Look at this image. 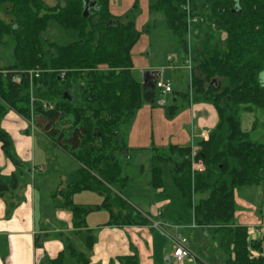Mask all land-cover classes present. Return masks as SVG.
Listing matches in <instances>:
<instances>
[{
	"label": "trees",
	"instance_id": "16d2710c",
	"mask_svg": "<svg viewBox=\"0 0 264 264\" xmlns=\"http://www.w3.org/2000/svg\"><path fill=\"white\" fill-rule=\"evenodd\" d=\"M95 3L85 17V0H58L55 6L45 0H0V12L10 18H0V44L5 37L13 44L12 62L0 66V119L9 110L33 119L80 163L52 197L59 208L72 211L89 250L95 237L84 230L89 208L73 201L78 192L104 195L101 207L115 224L148 223L122 194L131 177L120 155L129 150L124 131L143 102L155 99V90L133 75L132 51L142 33L136 19L115 14L110 0ZM137 9L138 4L132 8ZM148 12L164 14L183 59L188 53L193 59V91L174 90V102L181 94L191 104L209 103L219 117L209 138L196 142L203 171L192 169V145L171 143L154 153L149 184L157 190L155 202H165L160 215L174 224L207 228L226 253V264H264V235L253 238L235 219L236 190L264 182V141L252 139L240 116L255 109L264 114V0H153ZM32 69L43 71L32 77ZM177 107H169L171 118ZM0 140L4 155L20 169L4 129ZM19 185L18 173H0V196ZM69 252L89 264L84 251L73 246ZM62 259L61 254L51 263Z\"/></svg>",
	"mask_w": 264,
	"mask_h": 264
},
{
	"label": "crops",
	"instance_id": "0c3cea01",
	"mask_svg": "<svg viewBox=\"0 0 264 264\" xmlns=\"http://www.w3.org/2000/svg\"><path fill=\"white\" fill-rule=\"evenodd\" d=\"M119 8L124 11L123 7ZM114 13L124 14V12ZM184 65L185 61L179 57L177 69L185 68ZM152 69L154 68L149 70ZM190 106L191 115H187L181 124L176 123V128L172 129L175 133L173 135L176 138V144L182 146L192 145L197 142L195 140L197 138L204 139L203 133H209L219 120L216 108L209 103H190ZM17 115L23 118L18 113ZM137 123L138 121L134 126L132 125L128 143L140 141L142 138L143 129L140 130ZM3 125L15 132L19 152L31 147L32 138L28 137V133L24 131V123L12 125L7 122L6 118ZM51 143L58 146L52 141ZM1 149L2 144L0 143V173L4 175H11L13 172L23 173L7 159ZM32 159L35 164L31 175H34V169L38 168V165H36V157L33 156ZM50 162H47L48 167ZM44 167L47 168V165ZM69 174L68 179L73 173ZM54 192L40 191L37 196L34 186L20 190L19 185L16 190L0 196V264H52V260L61 254L64 259L56 264H80L69 252L73 246L86 253L89 264H174L173 260L170 263L168 259H172L175 244L166 233L174 237L182 234L187 238L188 246L195 255V259L186 258L182 264H213L214 257L201 251L204 247L200 240L210 236L211 232L196 224L178 225L165 221L160 215L165 202L156 203L154 201L142 210L135 209L148 219L146 224L118 225L112 222L111 212L101 207L104 203V195L94 191H87L93 194H85L89 200L80 204L89 208L86 217L87 228L84 230L91 231L95 237L94 245L89 250L85 243L87 234L79 233L81 229L75 228L74 216L70 209L69 211L68 208L63 209L56 205L52 197ZM82 193L86 191L76 193L73 201L80 203L79 197ZM235 195L238 204L235 218L237 224L250 229L259 228L257 233L250 232V234L255 239L261 238L264 235V208H261V212L257 210L253 200L248 197L250 192H241L238 188ZM48 213H51V218L47 217ZM154 223H159L162 228H155ZM214 243L215 247L220 249L221 255L225 256L226 253L216 239Z\"/></svg>",
	"mask_w": 264,
	"mask_h": 264
},
{
	"label": "rangeland",
	"instance_id": "374dc122",
	"mask_svg": "<svg viewBox=\"0 0 264 264\" xmlns=\"http://www.w3.org/2000/svg\"><path fill=\"white\" fill-rule=\"evenodd\" d=\"M45 1L49 6H55L58 3V0ZM151 1L153 0H111V9L114 12L131 13L138 23L139 30L142 32L139 42L134 46L132 51L135 64L133 75L137 80L142 81L143 72L154 68L161 71L160 79L164 82H170L176 92L188 90L191 92L193 91L191 72L186 67L181 69L175 68L179 57L185 58L181 45L166 26L164 14L155 12L150 14L148 12V6ZM90 4V8L95 7V0H91ZM136 4H138V9L134 11L132 8ZM119 7H123L124 11ZM189 17H192V14H189ZM0 18L6 21L10 20L3 9L0 12ZM154 19L157 21L155 22ZM53 33L56 34L55 31H52ZM12 52L13 44L10 37H5L4 43L0 44V66L9 65L12 62ZM170 55L175 57L172 61L168 59ZM188 58L189 53L187 55ZM32 70L36 71L35 69ZM42 71L40 70L39 74ZM74 92L77 104H80V101L78 102L79 94L77 93V89ZM175 95V93L163 94L159 89H155L154 103L144 101L141 109L132 121L133 126L138 121L137 127L140 130L143 129L142 138L137 142L130 141L128 143V152L121 154L120 159L123 163L125 174L131 177L130 183L121 191L125 198L129 200L128 202L133 204L134 209L138 208L142 210L146 205L155 201V189L149 184L152 177L151 159L157 150L166 148L171 143L176 144V138L173 135L175 133L172 132V129L176 128V123L181 124L187 115H191L190 103L181 94H177L178 100L174 102ZM174 103L178 107L174 117L171 118L168 112L169 107ZM240 116L243 129L250 132L252 139L263 142L264 127L262 126L264 114L262 111L258 109H255L254 112L243 111ZM6 118L7 122H10L12 125L25 124L24 131L28 133V137L32 138L31 147L23 152L17 150L18 138L15 132L3 125ZM23 118L19 117L15 111L9 110L0 119V129L8 131L12 141L14 157L22 164L20 169L23 173H19L20 190L34 186L37 196L40 194V191L52 193V191L60 188L63 182L67 181L69 173H75L80 169L81 165L73 155L61 147L52 145L50 139L33 124V119L27 120ZM132 125L128 126L124 131L126 141L130 130L133 128ZM62 126L68 127L69 124L63 123ZM200 139L197 138L195 140L198 142ZM0 143L2 144L1 140ZM194 144L196 142L192 143V145ZM33 156L36 157L38 168L34 169V175H31L35 164L32 159ZM47 162H50L49 167ZM45 165H47V168L44 167ZM239 189L241 192H250V195H248L249 199L253 200L252 202L257 206V210L261 212V208H264V182L254 186H242ZM85 194L93 193H87V191L86 193H82L79 197L80 203L74 201L75 204L80 205L87 202L89 197ZM51 216V213L47 214L48 218H51ZM200 240L204 247L201 251H205L208 255L214 257V260H212L213 264L226 262L227 255H225L226 257L222 256L220 249L215 247L213 235L201 238Z\"/></svg>",
	"mask_w": 264,
	"mask_h": 264
},
{
	"label": "built area",
	"instance_id": "2783aa9c",
	"mask_svg": "<svg viewBox=\"0 0 264 264\" xmlns=\"http://www.w3.org/2000/svg\"><path fill=\"white\" fill-rule=\"evenodd\" d=\"M190 13V10H189ZM197 19H194V22H196ZM175 57L172 55L169 56V61H172ZM190 72H191V83H192V71H193V59L191 56V53H189V58L185 60L184 65ZM177 68V66H175ZM40 72V69H37L36 71L31 70L30 75L33 77V75L38 76ZM16 82H20L19 78L16 79ZM156 89H159L163 94H171L174 92L173 85L170 82H164L162 79L157 80L156 82ZM164 103V101H163ZM203 138L207 140L209 138V133L205 132L203 133ZM193 150L191 154L192 159V169L193 171H203L205 169V163L202 159L196 158L197 152L199 149V146L196 144L192 145ZM43 169V168H41ZM155 228L161 229V225L159 223H154ZM163 230V229H162ZM259 231V228L254 227L250 229V232L257 233ZM166 233V232H165ZM169 238H172L175 244L174 251L172 253V260L174 264H182L186 258H194L195 255L191 251V249L188 246V240L184 235H179L177 237H174L170 235L169 233H166ZM255 256H257V253H254Z\"/></svg>",
	"mask_w": 264,
	"mask_h": 264
},
{
	"label": "water",
	"instance_id": "95a60500",
	"mask_svg": "<svg viewBox=\"0 0 264 264\" xmlns=\"http://www.w3.org/2000/svg\"><path fill=\"white\" fill-rule=\"evenodd\" d=\"M91 0H85V9H84V16L88 17L90 14V6H91ZM161 75L160 70L152 69V70H147L143 72V79H142V84L144 88L146 86H149L152 90L156 89V82L159 79ZM170 263H172V259H168Z\"/></svg>",
	"mask_w": 264,
	"mask_h": 264
}]
</instances>
